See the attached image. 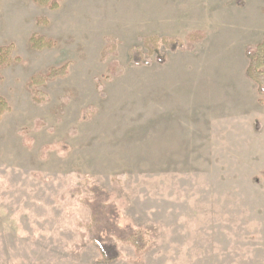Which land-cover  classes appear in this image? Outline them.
Wrapping results in <instances>:
<instances>
[{"label":"rangeland","instance_id":"374dc122","mask_svg":"<svg viewBox=\"0 0 264 264\" xmlns=\"http://www.w3.org/2000/svg\"><path fill=\"white\" fill-rule=\"evenodd\" d=\"M57 1L0 0V264H264V0ZM87 183L143 251L102 258Z\"/></svg>","mask_w":264,"mask_h":264},{"label":"trees","instance_id":"16d2710c","mask_svg":"<svg viewBox=\"0 0 264 264\" xmlns=\"http://www.w3.org/2000/svg\"><path fill=\"white\" fill-rule=\"evenodd\" d=\"M41 6H50L53 9H58L57 0H35ZM159 39L149 38L145 42V48L150 56L159 55ZM162 43L170 51L175 52L181 45L180 40H162ZM32 46L35 49L50 48V43L42 38L35 37L32 39ZM9 50L7 48L0 49V69L5 67L10 61ZM131 66H144L148 64V59L140 49H132ZM248 76L254 81L264 85V39L258 44L252 53L249 55ZM64 69H55L51 72V76L59 78L63 76ZM6 108V103L0 98V117ZM86 190L92 193L90 199H85L82 203L87 206L91 212V222L86 224L89 240L94 243L100 250L102 258L106 262H114L121 257L118 244L119 241L123 244H131L139 251H143L147 247L145 231L135 229L132 226L122 227L120 225V212L116 204L111 202V196L104 192L98 186H90L89 183L85 186ZM79 188L70 191L72 197L81 194Z\"/></svg>","mask_w":264,"mask_h":264}]
</instances>
